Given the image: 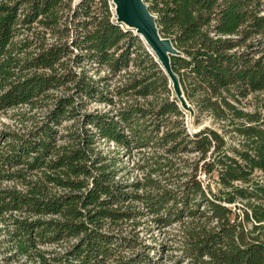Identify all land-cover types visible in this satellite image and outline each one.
<instances>
[{
    "label": "trees",
    "instance_id": "obj_1",
    "mask_svg": "<svg viewBox=\"0 0 264 264\" xmlns=\"http://www.w3.org/2000/svg\"><path fill=\"white\" fill-rule=\"evenodd\" d=\"M143 1L192 133L110 0H0V116L31 122L0 129V264H264V0Z\"/></svg>",
    "mask_w": 264,
    "mask_h": 264
},
{
    "label": "water",
    "instance_id": "obj_2",
    "mask_svg": "<svg viewBox=\"0 0 264 264\" xmlns=\"http://www.w3.org/2000/svg\"><path fill=\"white\" fill-rule=\"evenodd\" d=\"M111 2L114 6L115 23L134 31L135 36L139 37L148 51L154 55L155 61L168 77L180 107L185 112H190L193 119V109L186 102L179 80L171 67L170 59L178 53L170 40L160 35L156 17L149 11L143 0H111Z\"/></svg>",
    "mask_w": 264,
    "mask_h": 264
},
{
    "label": "rangeland",
    "instance_id": "obj_3",
    "mask_svg": "<svg viewBox=\"0 0 264 264\" xmlns=\"http://www.w3.org/2000/svg\"><path fill=\"white\" fill-rule=\"evenodd\" d=\"M111 2V0H110ZM112 4V2H111ZM111 9L114 12V6L112 4ZM125 29H127L124 26ZM129 31L132 32L133 35H135V32L127 29ZM262 98H264V95L261 96ZM183 105L186 106L184 104V102L182 101ZM97 108L98 110H105L106 108L100 105H90L88 107V110H93ZM187 109H189L188 107H186ZM190 110V109H189ZM18 112L17 110L14 111H10L8 112V116L14 114ZM186 116L184 118L185 120V124L187 127V130L189 132H194L195 130H197V127L193 125V119L191 118V113L190 112H186ZM200 124L202 125L201 127L204 126H212V127H216V124L209 118H202L200 120ZM31 125V122H19L17 118H13L10 119L9 117L6 116H0V129H2L4 126H8L10 127L11 130L14 129H20V128H25V127H29ZM228 144H236L235 140H230L228 137L226 138ZM99 149L102 150L103 152H110L111 155H113V153H119L120 155L122 154V151L120 149H116L114 147L113 144L110 143H106V142H102L99 144ZM113 152V153H111ZM122 156V155H121ZM141 158V155H137V153H133V155H131L128 158H124V155L122 156L123 162L125 164V166L131 168L134 164V162L136 163L137 160H139ZM133 169V170H132ZM131 172L130 174L126 177V180H128L129 182H131L132 180L138 179L141 175L140 172L134 167L131 168ZM148 226V225H147ZM146 227V225L144 226V228ZM180 226L177 224H174L172 226H170L168 229L164 230H157L155 229L153 226H151V232L145 231L146 228L143 230L139 229L140 233H139V238L146 242V243H153L152 241L154 240V242H156L157 244H163L166 246H170L172 248H177L180 246V244L175 241L174 239H179L180 237L177 236V232L180 231ZM180 256V252L175 251V249H172L171 251L167 252L166 254H164L162 256V260L159 261L158 264H186L184 262H179L177 263V260Z\"/></svg>",
    "mask_w": 264,
    "mask_h": 264
}]
</instances>
